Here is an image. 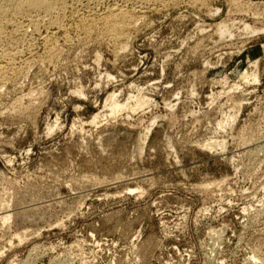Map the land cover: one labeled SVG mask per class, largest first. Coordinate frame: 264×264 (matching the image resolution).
Returning a JSON list of instances; mask_svg holds the SVG:
<instances>
[{"label": "rangeland", "instance_id": "374dc122", "mask_svg": "<svg viewBox=\"0 0 264 264\" xmlns=\"http://www.w3.org/2000/svg\"><path fill=\"white\" fill-rule=\"evenodd\" d=\"M112 4L0 21V264H264V0Z\"/></svg>", "mask_w": 264, "mask_h": 264}, {"label": "bare ground", "instance_id": "6f19581e", "mask_svg": "<svg viewBox=\"0 0 264 264\" xmlns=\"http://www.w3.org/2000/svg\"><path fill=\"white\" fill-rule=\"evenodd\" d=\"M105 1L108 0H0V21L1 19L4 21H6V17L8 16V14L10 15H15L17 17L20 18V22L15 21L16 23L18 22V28L24 31L27 28H32L33 30V34L35 33V35H39L40 32V28H47V29H54V30H60L62 28V23L60 24V20H59V16L60 14L63 15V11L70 9H73L75 6H72L73 8H71V5H75L77 4L79 8L77 9H84L87 10L88 12H93L98 10V8L100 6H102L101 4ZM113 1V4L111 6V10L109 11L107 16H103L104 19L107 20V25H110V29L116 33V31L119 28L120 22H122L123 25V19L125 18V11L123 10L122 7L126 6V4H128L129 6H131L130 8H134L138 11H144L146 9H149V7H151V5L153 4L154 0H111ZM157 1V0H156ZM152 2V4H151ZM166 2V1H165ZM195 2V1H194ZM234 2V1H233ZM119 3H123L125 4L124 6L119 5ZM160 4V3H159ZM76 5V6H77ZM163 5V4H162ZM128 6V7H129ZM198 8V7H197ZM76 9V8H75ZM76 9V10H77ZM157 9V8H156ZM70 11V10H69ZM73 11V10H72ZM63 12V13H61ZM75 12V11H74ZM73 13V12H71ZM65 14V13H64ZM68 13L65 14V16ZM76 14V13H75ZM129 15V14H128ZM14 16V17H15ZM64 16V15H63ZM70 16V15H69ZM76 16V15H75ZM9 17V16H8ZM7 17V18H8ZM13 17V16H12ZM13 17V19H14ZM62 17V16H61ZM102 17V16H101ZM70 18V17H69ZM11 19V18H10ZM10 19H8V22L10 21ZM17 19V18H15ZM117 19H120L121 21H117ZM127 20L129 18H126ZM63 20V19H62ZM101 20L103 21V19L101 18ZM131 20V19H130ZM3 21V22H4ZM7 22V21H6ZM5 22V23H6ZM7 22V23H8ZM14 22V23H15ZM104 22V21H103ZM12 23V22H9ZM13 23V24H14ZM81 23V22H80ZM105 23V22H104ZM125 23V22H124ZM127 23V22H126ZM2 24V23H1ZM128 24V23H127ZM130 24V22H129ZM134 24V22H133ZM10 25V24H8ZM15 25V24H14ZM104 25V24H103ZM105 26V25H104ZM124 26V25H123ZM221 26V25H220ZM6 27V25H5ZM130 27V26H129ZM121 28V27H120ZM127 28V27H126ZM5 29V28H4ZM0 27V39L2 38L3 34V30ZM17 29V28H16ZM14 31V30H13ZM18 31V30H17ZM52 31V30H51ZM108 31V30H107ZM110 31V30H109ZM108 31V32H109ZM224 31V30H223ZM222 31V32H223ZM5 32V30H4ZM49 32V31H47ZM112 32V33H113ZM118 32V31H117ZM221 32V33H222ZM19 33V32H18ZM32 33V32H31ZM30 33V34H31ZM53 33V31H52ZM111 33V32H109ZM227 33V32H226ZM223 34V33H222ZM25 35V34H24ZM23 35V36H24ZM27 35V34H26ZM67 35V34H66ZM22 36V35H21ZM28 36V35H27ZM222 36V35H221ZM5 37V36H4ZM118 37V36H117ZM9 38V37H8ZM33 38V37H32ZM114 38V37H113ZM3 39V38H2ZM57 41V40H56ZM66 41V40H65ZM0 43H2L0 41ZM1 45V44H0ZM1 47V46H0ZM58 47V46H57ZM7 48V47H6ZM5 49V48H3ZM1 50L0 49V59H2L3 57H9V56H14V53H12L11 50ZM60 49V48H59ZM21 54V53H20ZM46 54V53H45ZM16 56V55H15ZM7 59V58H6ZM3 60V59H2ZM6 62V61H5ZM10 63V61H9ZM40 64V63H39ZM9 65V64H7ZM6 67V66H5ZM8 68V67H6ZM4 70L3 65L0 64V73H2ZM11 71V70H10ZM6 73V72H5ZM5 73L2 75H5ZM253 79L255 80V76H253ZM110 106V105H109ZM113 106V105H112ZM115 107V105H114ZM125 107V106H124ZM119 108V109H118ZM116 110H120V107L117 106ZM115 110V111H116ZM149 132V131H148ZM207 148H209V146H206ZM212 147V146H211ZM9 217L8 216H4L3 217V221L8 220ZM2 220V219H1Z\"/></svg>", "mask_w": 264, "mask_h": 264}]
</instances>
